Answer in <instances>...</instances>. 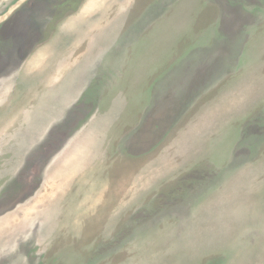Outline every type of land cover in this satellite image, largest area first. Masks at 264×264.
I'll return each mask as SVG.
<instances>
[{"label":"rangeland","instance_id":"374dc122","mask_svg":"<svg viewBox=\"0 0 264 264\" xmlns=\"http://www.w3.org/2000/svg\"><path fill=\"white\" fill-rule=\"evenodd\" d=\"M0 264H264V0H0Z\"/></svg>","mask_w":264,"mask_h":264}]
</instances>
